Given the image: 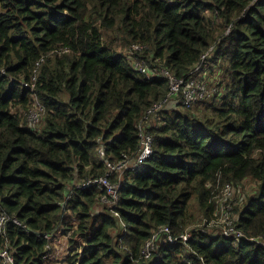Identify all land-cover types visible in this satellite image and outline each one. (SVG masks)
<instances>
[{
    "label": "trees",
    "instance_id": "16d2710c",
    "mask_svg": "<svg viewBox=\"0 0 264 264\" xmlns=\"http://www.w3.org/2000/svg\"><path fill=\"white\" fill-rule=\"evenodd\" d=\"M41 58L32 127L22 83ZM136 60L215 73L218 92L197 115L180 95L150 114L153 154L109 175L116 203L102 207L105 189L78 184L135 158L138 124L169 90ZM248 180L235 240L208 224L222 186ZM0 207L25 224L7 223L14 264L53 263L63 239L67 264H264V0H0ZM163 226L189 239L159 237L144 257Z\"/></svg>",
    "mask_w": 264,
    "mask_h": 264
},
{
    "label": "built area",
    "instance_id": "2783aa9c",
    "mask_svg": "<svg viewBox=\"0 0 264 264\" xmlns=\"http://www.w3.org/2000/svg\"><path fill=\"white\" fill-rule=\"evenodd\" d=\"M256 1V0H253ZM229 32V27L226 29V33ZM143 45H139L138 43L131 44V50H141L143 49ZM67 48H60L59 52H66ZM205 55L202 56V60H204ZM42 62V58L39 59L35 64L36 67L33 70V74L28 81H24L23 86L27 87L29 91L33 94V103L30 108L25 111L26 120L33 125L38 124L45 112V107L38 100L36 95V80L38 75V67ZM134 66L140 72L144 73L146 78L151 79L154 77H165L168 81L169 90L161 101L154 103L147 111L145 116L140 120L138 124V135H139V146L137 150V154L135 158H130L127 154L123 153L122 157L114 162H109L107 164V171L104 176H100L97 178H90L83 180L78 184V187L88 188L90 186L96 185L100 188L106 190V195L101 197L100 203L102 201L109 202L110 206L116 203L117 198V185L113 184L109 175L113 172L119 171L123 168L129 167L131 169L138 168L143 161L149 158L153 152V141L154 137L150 128L149 115L154 113L156 110L162 107L164 103L168 101V99L176 98L178 95L181 96V104L185 108H191L198 102L206 101L213 97L215 93L218 92V89L214 85H210L204 80H202L198 75L189 74L185 77L179 78L176 77L170 70L166 67L153 64L152 66L147 64L143 60H136L134 62ZM198 73L200 71V66L197 67ZM98 153L100 157L103 156V148L100 146L98 148ZM233 193V186L230 183H225L222 189L223 202L221 204V210L219 213V222L222 224L221 232L223 235L227 237H233L235 240H239L241 237H244V232L236 227L235 219L233 216V208L230 202ZM11 220L17 226L25 229V224L18 219L17 217H11L4 209L0 207V264H14L13 251L10 249L9 240L6 234V227L8 221ZM45 238H49V234H44ZM162 237L164 241H167L170 244H175L178 240L186 241L189 239V232L185 231L181 233L179 236H175L172 234L170 229L166 226L159 228L152 237L145 242L142 247L141 254L144 257H150L155 248V243L157 239ZM2 245V246H1ZM65 247L61 249L60 243H56V255L61 251L64 254H68V242ZM48 254L44 255L47 257Z\"/></svg>",
    "mask_w": 264,
    "mask_h": 264
},
{
    "label": "rangeland",
    "instance_id": "374dc122",
    "mask_svg": "<svg viewBox=\"0 0 264 264\" xmlns=\"http://www.w3.org/2000/svg\"><path fill=\"white\" fill-rule=\"evenodd\" d=\"M217 69V68H216ZM208 78L209 81L207 82L208 84H210L209 82L211 81L212 82V79L214 80V77H215V73L212 74V73H206L205 75V78ZM208 101V100H207ZM205 102V101H203ZM198 104V103H197ZM196 106L194 105V107L191 109L192 112L194 114H198L200 113L202 110H203V105L202 103L199 102V104ZM154 120L150 121V124H154ZM39 124V123H38ZM36 125H33L32 127H35ZM225 185V184H224ZM223 185V186H224ZM223 186L222 188L220 189V191L215 195L214 197V201H215V207L213 209V213H212V220L209 222L208 226L209 227H215V229L217 230H221L222 228V224L219 222V213H220V210H221V204L223 202V195H222V189H223ZM233 186V185H232ZM252 189V184L251 182H246V183H243L242 184V187H233V193H232V198L230 200H227V202H230L231 205H232V208L234 206V204H236V200L241 196V195H245L247 194L250 190ZM103 204L99 203L100 206H104V205H109L110 203L107 202V201H102ZM194 205V202L192 203V206ZM195 211V210H194ZM198 218V217H197ZM196 218V219H197ZM204 219L200 221V224H194V226H197V225H200L202 226L204 224ZM193 226V227H194ZM60 233H61V230H60ZM67 240L63 239L60 243V246H61V249H63L67 244ZM67 257V254L65 255L63 251H61L60 253L57 254V256L55 255H52V258H54V262L51 263V264H67L66 261H64V258ZM56 259V260H55Z\"/></svg>",
    "mask_w": 264,
    "mask_h": 264
}]
</instances>
